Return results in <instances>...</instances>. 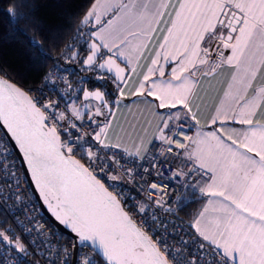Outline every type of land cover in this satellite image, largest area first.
Returning <instances> with one entry per match:
<instances>
[{
	"label": "snow or ice",
	"instance_id": "obj_1",
	"mask_svg": "<svg viewBox=\"0 0 264 264\" xmlns=\"http://www.w3.org/2000/svg\"><path fill=\"white\" fill-rule=\"evenodd\" d=\"M6 2L8 4V15L13 21L29 19L39 30V24L29 12L22 11L30 8V0H6ZM95 3L98 5L99 0H95ZM129 7L130 5L125 0L123 5L117 7V10L123 8L126 11ZM144 7L145 5H140L137 11L139 12ZM214 7L224 8L223 5H215ZM257 11L259 12V20H257ZM209 12L212 18L217 19L219 27L208 20L207 26L203 27L200 33L197 34L193 43L194 46L198 47L200 41L204 42L203 56L206 57L210 49H214L218 55L222 56L221 50L223 48L231 49L233 56L237 52L242 54L243 47L252 40L254 32L259 33L261 40L264 41V0H259L258 3H249L246 0L233 3V0H228L227 10H222L219 17L211 10ZM92 22L100 24V18L96 15L95 7L85 14L78 32L83 31V28ZM103 29L104 25L100 24L99 28L92 30L96 38L90 46L86 43L85 47L89 54L81 63L89 67L95 66L97 70H104L100 75L101 79L105 74L108 75L117 89V98L112 102V107H115L119 100V90L123 86V78H119V72L122 69H119L118 66L113 67L115 61L112 56L114 55L118 59L123 55L121 44L124 41L121 39L120 44L114 40L111 44L105 43L106 37ZM204 33H207L206 39ZM232 33L236 35L233 36ZM48 38L50 39V37ZM32 44L43 52L44 46L39 40L33 39ZM101 49L104 51H101ZM74 51L75 49L72 46L67 49V52ZM67 52L65 55H67ZM223 59L227 63H232V59L229 57ZM204 62V60H201V63ZM159 74L164 75L162 70ZM172 75L175 76V70H173ZM147 79L146 76L145 80ZM176 79L179 80L180 77L177 76ZM48 80L49 76H46L45 81L48 82ZM154 85L155 82L153 81L146 92L141 91L138 95L144 96L149 103L155 102L157 109L169 108V117L175 115L171 109H176L178 112L184 113L185 119L192 118L191 109L189 108L190 100L187 96H173L168 93L165 95V99L157 97L155 101H152L150 98L153 97L156 91ZM66 86L71 88L70 84ZM6 87L8 89L7 95L0 96V120L8 126V130L11 131L20 148L23 149V156L26 158L25 167L31 168L32 175L41 187L49 207L55 208V219L71 227L76 234V241L91 240L93 243L98 241V246L102 249L99 254L101 264H108L109 260L111 264H126V253L122 247L125 227L132 229L134 226L127 215L120 210L116 197L111 195L89 171V168H91L94 172H103L105 178H107L108 173L113 171L116 165L113 158L115 154L104 153L105 147H113L103 144L104 129L108 127L107 122L111 118L110 115H106L102 111L104 105L98 107L94 113L86 111L83 117L80 116L78 111L73 115L66 107L67 116L63 120L56 115L55 111H52L51 120L60 126V134L64 137L61 139L55 126L51 123L45 125L44 112L36 107L32 99L19 89L7 85ZM143 87L144 85L141 84L142 89ZM80 92L84 99L95 97L103 100V93L99 91L90 92L86 95L83 89ZM168 99L173 100L171 105L168 104ZM38 102L45 111L59 108V103L44 105L43 101ZM177 104L181 107L177 108ZM245 104L248 105L247 109L236 113V115L240 117V124L249 126V131L246 134L241 133L237 139H233L229 135L227 137L228 142L225 143L217 133H212L220 143V152L227 154L223 168L206 164L198 153H189L188 155V159L193 163L199 162L197 171H200V169L206 170L208 181L211 182L201 184L197 190L211 197L221 198L222 203L225 205L226 215L217 224V227L221 229L217 235L220 236L222 243L217 244L213 249L212 245L215 244V239H213L207 245L211 249V259L200 253H186L183 248L176 251L174 256L169 253L172 256L173 264H230L227 259L229 256L232 257V264H264V126H259V130H257V126L253 124L255 104L249 105L247 101ZM101 117H103V120H101ZM233 119H235V116ZM217 122V119L213 120L214 124ZM2 126L0 125V127ZM176 128L175 123H169L165 120H161L158 127L160 139L167 143L166 154L169 157L173 155L174 148L186 149V146L179 140V132H182L183 129L179 128L174 135L173 130ZM170 137L171 139H169ZM114 147H119V145ZM82 151V159L87 161L88 168L73 159L77 153ZM0 155H3V153H0ZM176 155L178 158L184 155V152L181 151ZM193 156H195V159H193ZM137 159H139L138 153ZM156 163L157 161L152 159L150 161L151 169L141 167L140 171L152 175L156 171ZM165 163L170 164L168 171H171V164L174 162L164 159L160 161V166L163 167ZM105 164L108 165L107 171L104 169ZM8 167L11 168L12 165ZM4 168L5 162L0 161V170ZM126 171L130 172L131 170ZM182 174L193 175L187 173L186 169L184 172L177 170L176 178L179 179ZM204 174L201 173L200 176H197L193 183H197ZM9 175H12V173L9 172ZM224 176L232 179L225 183ZM111 179L116 180L117 176L112 175ZM141 179H143V176H141ZM145 183L147 184L146 190H158L156 183L152 181H146ZM217 186L223 190L213 191L212 189L217 188ZM19 188V183L16 184L15 189L5 187L4 183H0V201L4 200L3 193L5 191L9 193V199L13 195L16 198L22 197L24 193L16 191ZM53 189H55V194L49 199V193ZM156 203L157 201L153 198L152 204ZM0 207H3V204H0ZM135 210L140 215H146L151 210V205L142 207L137 204ZM198 219L199 214L194 223L198 222ZM157 222L156 219L152 220L153 224ZM4 223L6 224L7 221H4ZM17 225L23 230L24 226L18 220ZM257 225L260 227L257 228ZM160 227L164 228L165 224L161 222ZM5 231L12 233V236L15 237V232L11 228L0 230V243L5 245V251L0 253V264H12L19 256L27 257L33 252L39 253L38 247H33L32 252H29L28 247L19 238L9 243L8 237L4 234ZM32 231L43 234L41 229L34 228ZM135 231L140 240L145 239L139 229ZM197 231L200 230L197 229ZM201 235H204V233L201 232ZM204 239L208 240L209 238L205 235ZM43 243L44 241H41V245ZM69 243H72V241H69ZM32 244L33 241H29V245ZM8 252H15L16 256H9L7 255ZM144 254L143 245H140L139 255ZM217 254L223 258V261L217 258ZM104 257H107V260ZM81 264H96V260L83 258ZM149 264H167V262L161 256H155Z\"/></svg>",
	"mask_w": 264,
	"mask_h": 264
},
{
	"label": "crops",
	"instance_id": "obj_2",
	"mask_svg": "<svg viewBox=\"0 0 264 264\" xmlns=\"http://www.w3.org/2000/svg\"><path fill=\"white\" fill-rule=\"evenodd\" d=\"M124 2L125 0H99L97 5L93 0L82 16L83 20L85 14L95 7L100 24L104 25V42L111 44L114 40L120 44L121 39L124 41L121 44L123 55L118 59L113 55L127 67L123 86L119 90V99L122 101L120 103L118 100L116 105L120 111L115 124L116 133L106 135V128L104 138L106 137L107 143L104 144L119 145L117 148L135 158L137 153L141 157L147 152L151 141L158 136L161 120H169V108L157 109L155 102L149 103L144 96L138 95L141 91L146 92L154 81L156 91L150 98L152 101L157 97L165 99L168 93L173 96L184 95L190 100L192 118L185 119L181 112V121L191 130V142L185 149L186 154L198 153L206 164L223 168L227 154L220 152V143L212 133H217L225 143L228 142L229 135L237 139L241 133L246 134L249 126L240 124V117L236 115L247 109L246 101L249 105L255 104L253 124L257 126V130L259 126H264V41L259 33L254 32L252 40L243 47L242 54L237 52L233 56L231 49L223 48L222 56L213 53L212 58L208 55L205 57L204 42L200 41L198 47L193 42L201 29L207 26L208 20L219 27L217 19L212 18L209 10L219 17L222 10L227 9L228 0H127L130 7L126 11L123 8L117 10ZM235 2L240 0H233ZM246 2L258 3L259 0ZM140 5L145 7L138 12ZM215 5H223L224 8L214 7ZM100 24L92 22L84 27L88 38L95 40L92 30L99 28ZM204 36L206 39L207 33ZM224 57L231 58L232 63H227ZM201 60L205 62L201 63ZM161 70L163 76L159 74ZM173 70L175 76L172 75ZM177 76L180 77L179 80L176 79ZM141 84L144 85L143 89ZM172 102V99H168L169 105ZM179 107L181 105L177 104V108ZM214 119L218 120L215 124ZM131 121L136 124V152L133 153L127 147L131 133L122 131L123 127L132 124ZM146 127L151 128V131L140 136L138 131ZM196 163L199 165V162ZM231 179L224 176L225 183ZM205 182L211 183L208 177L202 184ZM212 190L223 189L217 186ZM195 194L197 205L193 211L194 220L198 214L199 219L196 223L193 220L194 226L204 236H208L209 240L215 239L216 245L222 243L217 235L221 231L217 224L226 215L222 199L203 192L196 191ZM229 258L232 259L231 256Z\"/></svg>",
	"mask_w": 264,
	"mask_h": 264
},
{
	"label": "built area",
	"instance_id": "obj_3",
	"mask_svg": "<svg viewBox=\"0 0 264 264\" xmlns=\"http://www.w3.org/2000/svg\"><path fill=\"white\" fill-rule=\"evenodd\" d=\"M68 60V58H65L60 63L49 67L37 83L23 87L29 98L36 104V107L44 112L45 124L51 123L55 126L58 134H60V126L51 120L52 111H55L56 115L63 120L67 116L66 107L73 115L78 111L80 116L83 117L86 111L94 113L101 106L93 98L81 99L80 90L84 83L82 84V80L79 78L80 81L73 79L71 75L74 68ZM76 67L80 68L79 70L83 73L82 78L102 80L100 78L101 72L94 66L85 68L80 63ZM46 76H49L48 82L45 81ZM104 78H108L112 82L107 74L104 75ZM67 84H70L71 88L67 87ZM102 91L104 92V90ZM38 101H43L44 105L59 103V108L45 111ZM102 111L106 115H110V111L104 108H102ZM172 112L175 115L169 117L167 122L177 125V128L173 130L174 135L179 128L183 129L182 132H179V140L187 148L191 142V130L187 124L181 123V112L177 110H172ZM101 120H103V117H101ZM60 138H64L62 134H60ZM181 151L184 152V155L177 158L176 154ZM0 153H3V155H0V161L5 162V168L0 170V183H4L5 187L13 189L19 183L20 188L16 191L24 193L20 198L13 195L11 199L8 198L9 193L7 191L3 193L4 200L0 201L3 207H0V210L7 218L9 227L15 232V237H9V234L5 232L4 234L8 237L9 243L19 238L28 247L29 252H32L33 247L39 248V253L33 252L27 257L19 256L12 264H81L83 258L95 259L96 264H101L100 256L91 243L88 241L76 242L74 236L64 232L59 225L50 221L44 215L41 205L26 178L22 164L1 127ZM104 153L115 154L113 158L116 165L113 171L108 173L107 178H105L103 172L97 173L92 171L91 168H89V171L118 198L130 219L150 236L170 264H173L172 256L181 248L186 253H200L211 259V249L207 247L211 240H205L204 235L197 231L193 223L194 212L189 216L178 212L179 206L189 198L186 192L189 190L194 195H196V191L201 193L197 189L208 177L205 169L197 171L199 165L188 159L185 149L174 148L173 155L167 156V143L160 139V133H158L157 138L149 144L147 152L139 159L114 146L105 147ZM82 156L83 151L77 153L74 158L85 168H88V163L82 159ZM152 159L157 161L156 171L152 175L141 172V167L151 169L150 161ZM164 159L174 162L171 164V171H168L169 163H165L163 167L160 166V161ZM9 165H12V167L9 168ZM104 169L105 171L108 170L107 164L104 165ZM129 169L130 172L126 171ZM185 169L187 173L193 175L182 174L177 179V170L184 172ZM9 172L12 175H9ZM201 173L205 174L197 183H193V180ZM112 175H116L117 179H111ZM141 176H143V179H141ZM146 181L156 183L158 190H146ZM194 195L190 197H194ZM153 198L157 201L156 204H152ZM137 204L142 207L151 205V210L146 215H140L135 210ZM153 219L158 222L153 224ZM17 220L23 224V230L17 225ZM161 222L165 224L164 228L160 227ZM34 228L41 229L43 234L32 231ZM0 230H4L2 226H0ZM29 241H33V244L29 245ZM41 241H44L43 245H41ZM69 241H72V243H69ZM215 246L216 244H213L212 248L214 249ZM4 251L5 245L0 243V253ZM169 253H172V256ZM7 255L16 256V253L8 252ZM217 258L223 261V258L219 257L218 254ZM227 259L232 264V259L229 257Z\"/></svg>",
	"mask_w": 264,
	"mask_h": 264
},
{
	"label": "trees",
	"instance_id": "obj_4",
	"mask_svg": "<svg viewBox=\"0 0 264 264\" xmlns=\"http://www.w3.org/2000/svg\"><path fill=\"white\" fill-rule=\"evenodd\" d=\"M93 0H30V8L22 11L29 12L39 24V30L29 19L13 21L8 15L6 0H0V74L5 75L20 87L37 83L45 71L63 61L65 58L73 65L72 77L75 81L82 80L90 88L98 87L104 90L106 99L111 107L116 97L117 89L108 78L92 80L82 78V72L76 66L81 63L85 53V43L88 39L83 31L82 16ZM50 37V39L48 38ZM43 44V52L32 44V40ZM69 46L80 50L77 60L69 57ZM67 52V55L65 53ZM82 75V76H81ZM79 78V79H78ZM189 196L178 208L180 214L189 216L196 208L197 198L190 197L194 193L186 192ZM7 218L0 210V226L4 230L10 228L5 224ZM12 236V233L5 231Z\"/></svg>",
	"mask_w": 264,
	"mask_h": 264
},
{
	"label": "water",
	"instance_id": "obj_5",
	"mask_svg": "<svg viewBox=\"0 0 264 264\" xmlns=\"http://www.w3.org/2000/svg\"><path fill=\"white\" fill-rule=\"evenodd\" d=\"M227 10V9H226ZM233 35V33H232ZM94 41L93 38H88L86 43L90 46L91 42ZM85 43V45H86ZM86 48V47H85ZM88 51L86 48L85 53L82 55L81 61L88 55ZM80 56V50L75 48L74 52H70L69 57L72 60H77ZM112 59H114L115 64L113 65V67L115 68L116 66L119 67V69H122V71L119 72V78H125L126 73H127V67L122 64L121 62H119L115 57L112 56ZM99 62V61H98ZM81 65L83 67H89L86 66L85 64ZM95 67V66H94ZM101 73L104 71L102 69L99 70ZM7 86H11L12 88L15 89H19L21 92H23L24 94H26L28 96V94L26 93V91L18 86L17 84H15L13 81H11L8 77H6L5 75L0 74V96H6L7 95ZM82 89L84 90V94H88L90 92H95V91H99L101 93H103V100L100 99H96L95 97H91L94 100H96L97 102H99L101 105H104V109L107 111H110L111 107L106 99V96L104 94V92L98 88V87H94V88H90L88 87L86 84H83ZM29 97V96H28ZM80 97L81 99H84V97L81 95L80 93ZM0 125H3L1 128L4 131L8 141L10 142V144L12 145V147L14 148L21 164H22V168L23 171L26 175V178L30 184V186L32 187L36 198L38 199L41 208L44 212V215L47 217V219H49L50 221L56 223L57 225H59V227L66 233L74 236L75 238V233L72 231L70 226H66L64 223L58 222L55 219V208L54 207H49L48 202L45 200L44 197V193L41 190V187L37 184L35 177L32 175L31 172V168L30 167H25V157L23 156V149L20 148L18 142L16 141L15 137L12 135L11 131L8 130V126L6 124H3V121L0 120ZM46 125V124H45ZM73 159L76 160V158L73 157ZM80 163V162H79ZM81 164V163H80ZM82 165V164H81ZM95 177V176H94ZM96 180H98L95 177ZM101 184V183H100ZM103 185V184H102ZM104 186V185H103ZM105 189H107L104 186ZM107 191L115 196L112 192H110L108 189ZM55 194V189H53L50 193H49V199H51L52 195ZM116 197V196H115ZM116 202L119 205L120 210L127 215L128 219L131 221V224L134 226L132 229H127V227H125V235L123 237V249L126 253V264H149V262L151 260L154 259L155 256H161V258L163 260H166L167 264H170L167 259L165 258V256L162 254V252L160 251V249L154 244V242L152 241V239L150 238V236L146 233H144L129 217V215L127 214L126 210L124 209V207L122 206V204L120 203V201L118 200V198L116 197ZM61 215H63V213H61ZM136 229H139L140 233L143 234V236L145 237V239L140 240L139 237L136 235ZM83 241V240H81ZM79 242V241H76ZM89 243H91L96 252L98 253V255L102 252V249L98 246V241L96 243H93V241L89 240ZM140 245H143V248L145 250V254L144 255H139V247ZM100 256V255H99ZM105 260H107V257H104ZM108 264H111V261H108Z\"/></svg>",
	"mask_w": 264,
	"mask_h": 264
},
{
	"label": "rangeland",
	"instance_id": "obj_6",
	"mask_svg": "<svg viewBox=\"0 0 264 264\" xmlns=\"http://www.w3.org/2000/svg\"><path fill=\"white\" fill-rule=\"evenodd\" d=\"M213 53H216L215 50L214 49H210L209 53H208V56L212 58V55H214ZM116 98H117V94H116ZM116 98L114 100H116ZM119 100H120V103H121L122 99H119ZM117 103H116V105H117ZM111 108H112L111 112H110V117L111 118L108 121L109 124H108V127H107L106 135H109L110 133H114V134L116 133L115 124H116V120L118 119L119 112H120L119 109L116 106L112 107V104H111ZM132 122L133 121H131V123ZM122 131H123V133H131V138L129 140H127V142L129 143L127 145V147H130L128 149H130L132 151V153L136 152V124L132 123L129 126H125V127L122 128ZM150 131H151V128L146 127V128H143V129L139 130L138 134L140 136H144V134H148ZM120 137L122 138L123 136L120 135ZM140 142H141V140H140ZM104 143H107L106 137L103 138V144Z\"/></svg>",
	"mask_w": 264,
	"mask_h": 264
}]
</instances>
